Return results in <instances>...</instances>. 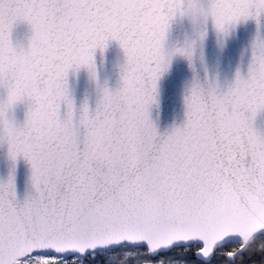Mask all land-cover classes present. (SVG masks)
Listing matches in <instances>:
<instances>
[{"label":"snow or ice","instance_id":"obj_1","mask_svg":"<svg viewBox=\"0 0 264 264\" xmlns=\"http://www.w3.org/2000/svg\"><path fill=\"white\" fill-rule=\"evenodd\" d=\"M261 113L264 0H0V264H264Z\"/></svg>","mask_w":264,"mask_h":264},{"label":"water","instance_id":"obj_2","mask_svg":"<svg viewBox=\"0 0 264 264\" xmlns=\"http://www.w3.org/2000/svg\"><path fill=\"white\" fill-rule=\"evenodd\" d=\"M30 29L28 26L24 24H20L16 26L12 33V40L14 45H21L26 46L28 39L30 37ZM241 48V42H238L234 45H232L228 51L225 54L224 58V70L226 73L230 74L236 67V64L239 60V53ZM97 64H101V57L99 53L97 54ZM120 60V53L118 51V48L113 45L111 46L108 51L105 54L104 57V63L103 67L101 69V79L108 80L111 84H114L115 82V73H116V66ZM70 87L73 91V94L77 100V102H81L84 100L85 97L92 98L94 97V88L89 83L88 77L86 73L81 72L78 76V78L71 79L70 78ZM17 119L21 120L23 119V109H18L16 113ZM179 105L175 104L170 106V102L166 100L165 103V110L161 111L159 115V123L161 130L165 129L173 119L179 120ZM255 127L256 129L264 134V113H261L257 116L255 121ZM5 173V165L3 162L2 156H0V175H3ZM23 178L21 176L20 179V187L21 191L23 190Z\"/></svg>","mask_w":264,"mask_h":264}]
</instances>
